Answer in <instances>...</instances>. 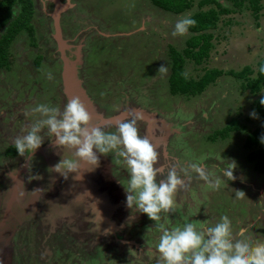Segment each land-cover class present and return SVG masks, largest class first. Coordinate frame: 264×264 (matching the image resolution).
Here are the masks:
<instances>
[{
  "label": "rangeland",
  "instance_id": "1",
  "mask_svg": "<svg viewBox=\"0 0 264 264\" xmlns=\"http://www.w3.org/2000/svg\"><path fill=\"white\" fill-rule=\"evenodd\" d=\"M32 1L35 46L30 45L23 31L11 44L9 69H0V264H163L157 248L162 233L156 224L169 230L186 220L207 221L211 226L225 214L230 217L234 235L240 227H248L253 241L264 242V174L247 161L249 151L244 148L247 135L261 124L250 114L260 95H251L238 80L226 75L201 95L189 98L171 95L168 81L169 47L181 51L190 37V33L173 36L175 22L183 15L216 9V3L233 13L220 16L210 31L214 40L209 59L202 66L186 60L184 74L198 80L204 70L240 71L244 66L256 70L264 58V0L256 20L247 2L235 9L229 0L206 2L203 7H199L203 0H192L193 7L181 14L162 10L150 0H52L55 5L48 0ZM57 3L70 6L60 15L61 33L51 17ZM4 32L2 29L0 35ZM58 47L71 49L60 53ZM63 59L77 69V80L95 116L106 120L126 113V120L136 121L140 135L159 153L158 166L164 167V174L173 165L196 163L206 165L216 178L218 167H224L229 163L225 159L231 158L237 162V179L225 184L220 177V186L212 188L191 168L184 167L181 175L191 179L178 189L174 208L161 212L158 222L140 213L134 222H128L124 217L118 219L113 210V220L98 227L85 215H75L79 205L99 202L91 192L88 202L83 196L65 191L75 174L65 179L49 170L62 156L72 158L73 153L56 149L46 129L42 132L45 141L35 152L42 156L41 160L36 156L38 164L34 154L31 158L5 154L7 148L15 146V139L25 135L40 118L33 111L37 105L49 104L63 110L67 103L62 93ZM161 65L167 66V72H158ZM233 118L244 125V131L210 141V136ZM98 122L92 119L91 125L105 131H114L117 126H99ZM105 158L117 163L116 168L111 167L115 168L113 177L126 186L128 169L123 158L113 153ZM83 170L85 175L97 177ZM75 179L83 189L79 193L85 196L88 187L84 176ZM117 187L116 179L112 188L101 186L103 193L99 195L105 205L111 201L107 190ZM237 189H242V194ZM5 192L8 197L2 195ZM112 193L116 195L112 191L111 197ZM122 193L125 196L124 189ZM55 198L58 204L53 202ZM117 201L111 205H119ZM19 221L21 224H17ZM61 221L69 224H59Z\"/></svg>",
  "mask_w": 264,
  "mask_h": 264
},
{
  "label": "clouds",
  "instance_id": "2",
  "mask_svg": "<svg viewBox=\"0 0 264 264\" xmlns=\"http://www.w3.org/2000/svg\"><path fill=\"white\" fill-rule=\"evenodd\" d=\"M59 6L57 3V8ZM64 6L67 9L68 5ZM196 23L191 15H183L175 22L172 35L184 36ZM261 71H264V67ZM158 72H167V66L161 65ZM62 73L63 69L61 77ZM262 92L258 95L261 102H264ZM33 111L39 113L40 118L25 135L14 141L19 155L31 158L44 143L42 132L46 129L56 149H67L73 153L72 158L62 156L49 169L65 179L69 174H75L76 177L80 172V162L88 166L87 171H93L100 166L101 156L113 153L115 157L123 158L128 169L126 186H122L125 206L130 210L128 222L135 220L137 213L158 222L161 220V212L171 211L176 192L186 186V179H191V176L181 175L184 167L191 168L200 180L212 188L220 186V177L224 178L225 184L237 179L234 171L237 162L231 158L225 159L229 163L224 167H218L219 176L216 178H212L206 165L196 163L183 167L173 165L164 174V167L158 166L159 153L148 139L140 135L135 120L120 122L114 131L90 126L91 117L79 98L70 99L62 111L49 104H39ZM250 114L256 115L255 110H251ZM259 136L264 140V131ZM239 178L243 180V177ZM237 190L242 194V189ZM133 208L136 209L135 213L132 212ZM155 227L162 233L157 248L163 264H264V242L253 241L248 227H240L234 235L230 217L226 214L211 226L207 221L186 220L183 225L171 230L163 224H156Z\"/></svg>",
  "mask_w": 264,
  "mask_h": 264
},
{
  "label": "trees",
  "instance_id": "3",
  "mask_svg": "<svg viewBox=\"0 0 264 264\" xmlns=\"http://www.w3.org/2000/svg\"><path fill=\"white\" fill-rule=\"evenodd\" d=\"M156 7L181 14L193 7L192 0H150ZM232 6L237 9L241 8L246 2L250 8L253 18H259L262 10V0H229ZM216 3L214 0L200 1L199 7L205 3ZM216 9L210 8L206 11H197L192 17L197 21L194 27L189 29L190 37L185 42L183 50L179 51L174 47H169L168 55L170 58V75L169 91L173 96L196 97L201 95L205 90L222 76L238 80L243 90L248 91L251 95L260 94L264 89V58L257 64L254 70L251 66H244L240 71H222L218 69L204 70L203 75L198 80L190 79L184 74L186 60L192 61L196 66H202L210 57L213 48L212 40L214 36L210 33L215 29L216 23L220 16L230 15L233 13L230 8H223L216 3ZM34 15V4L32 0H0V31L5 29L0 35V69L10 67L11 62V44L15 38L24 31L27 33L30 45L35 46V31L32 24ZM256 115L253 117L260 121L259 127L255 128L247 135L244 148L248 150L247 161L253 165V168L259 173L264 174V140L260 139L259 133L264 131V102L258 99L254 108ZM244 125H241L235 118L222 129L214 132L210 136V141L214 142L217 137L224 140L231 133L244 131ZM7 156L18 155L15 146H10L5 150Z\"/></svg>",
  "mask_w": 264,
  "mask_h": 264
},
{
  "label": "flooded vegetation",
  "instance_id": "4",
  "mask_svg": "<svg viewBox=\"0 0 264 264\" xmlns=\"http://www.w3.org/2000/svg\"><path fill=\"white\" fill-rule=\"evenodd\" d=\"M48 1L50 3H52L53 5H55V2H53L52 0H48ZM69 7L70 6H68L67 8H69ZM56 8H57V6H56ZM54 10H55V8H54ZM65 11H67V9H65ZM65 11L63 10L62 12H60L58 18H55L54 17L56 11H53L54 14H53V16H51L52 17V20H53V23L55 25V28L56 27L59 28V30H58L59 33H61V28L59 26L60 25V20H61L60 19V15H61V13H65ZM56 23H57V26H56ZM61 48L62 47H60V48L58 47V51H60V53H62L61 52ZM69 49H71V48L70 47H67V48L64 47V48H62V50H66V51H69ZM71 65L73 66V64H71ZM74 72L76 73V71H74ZM76 78H77V76H76ZM61 79H62V77H61ZM78 82L80 83L79 80H78ZM62 83H63V80H62ZM62 93L66 97V102H68L69 99L67 98L64 89H62ZM126 119H128V118L125 117L121 122H123ZM119 123H115V124L110 123V124H108L106 126H116ZM41 157H42L41 155L38 156V158L40 160L42 159ZM27 160L29 161V158H27ZM100 160L102 161V164H103L102 166H100V170H97L99 168L98 167L95 170L90 171L94 175H96L97 177H94L91 174H90L91 176L90 175H87V174L86 175L84 174V181L86 183V186L88 187L85 190V196L83 194H80L81 193V190H83V189H81V186L78 185V182H77L78 180H76L74 177H71L70 181L68 182V185H66L64 187L65 191L68 194L71 193L73 196H83V197H85V199L88 202H90V200H89V196L87 197V195L90 194V192H91V194L95 198V201L97 200V202H99V204L98 205H79V209L78 210H76V209H75L76 211L74 209L73 210L76 212L75 215H79L80 216L82 214L83 217L85 215V218H86L87 221L92 220L94 224L98 225V227H100L102 225H105V224H108L110 222V220L111 221L113 220V219H111V214H113V210L117 211V214L116 215L119 216L118 219H122L123 220V217H124L125 219L128 220L129 215H130V214H127L128 211H127V208L125 206V196L122 193L123 187L120 185V182H119L118 178H114L113 177L114 176L113 172H114V169L116 168L115 166L117 165V163L111 162L110 160H107L103 156L100 157ZM35 163H39L37 161V157H35ZM36 167L38 168V165ZM111 167H115V168H111ZM77 175H79V173H77ZM81 178H83V177L81 176ZM115 179L117 180V186L118 187L116 189L113 188V190H107L108 191V195L107 196H109V199H111V201H108V203L106 202V205H105V202H103L101 200L102 198H100V195H99V194L103 193L102 192L103 189L101 190V186L104 187V189L112 188V185H113ZM119 187L121 188V191L119 190ZM78 188H79V190L76 191V189H78ZM112 191L113 192H116V195H113V193H112V197H111V192ZM87 192H88V194L86 195ZM116 201L119 203V205H111V202H112V204H116ZM121 201H124V202H122V204H121ZM133 210L136 211L135 208L132 209V212H135ZM4 215H5V213L3 214V217H4ZM85 218H83V220ZM26 220L28 221V219H26ZM27 221L24 222V223L27 224ZM131 222H134V220L131 221ZM66 223L69 224V222H66ZM112 223H114V221ZM17 224H21L20 221ZM79 226H81V225H79ZM122 227L124 229H126L125 224H122ZM123 228H122V231H124ZM93 229L95 230V227H93ZM26 231L28 233V229ZM0 233H1V231H0ZM1 237L2 236L0 235V238ZM78 241H80V240H78Z\"/></svg>",
  "mask_w": 264,
  "mask_h": 264
},
{
  "label": "water",
  "instance_id": "5",
  "mask_svg": "<svg viewBox=\"0 0 264 264\" xmlns=\"http://www.w3.org/2000/svg\"><path fill=\"white\" fill-rule=\"evenodd\" d=\"M64 9H66V6H63V7L59 6L57 8L56 13H55L54 16H56V18H58L59 17V13L62 12ZM56 26H57V23H56ZM59 45L61 46L62 43L59 42ZM62 48H61V50H62ZM70 70L73 71V68L70 69ZM72 71H70L71 75L69 74V76L70 77L72 76V78H73V74H74V76H77V73H75L74 71H73L74 73H72ZM62 80H63V89H64L65 94H66V96H67V98L69 100L72 99V98H74V97L79 98V100L82 97V99L85 100V101L84 100L81 101V103L84 105V107L86 108V110L88 111V113H89V115L91 117L90 124H91L92 119H98L99 120V122H98L99 126H105V125H108L110 123L115 124V123L121 122L125 117L128 116V114H120L118 116H115L113 118L106 119V120H104L102 117L100 118L99 116H95L94 113H93L92 107L89 105V103H88V101L86 99V96L84 95L83 89H81V84L77 80L74 79L77 82H75V81L72 82V83L71 82H68V85H67V82L64 80V69H63V73H62ZM90 126H92V125H90ZM93 127H95V126H93ZM83 172H84V170H83V168H81V171L79 172L78 178H80L81 176H83V174H84ZM87 194L88 193H86V195ZM11 196H13V195H11ZM12 198L13 197L10 198L9 203L7 205H10L11 204V202L13 200ZM7 216L8 215H7V212H6L5 215H4V218H7Z\"/></svg>",
  "mask_w": 264,
  "mask_h": 264
},
{
  "label": "bare ground",
  "instance_id": "6",
  "mask_svg": "<svg viewBox=\"0 0 264 264\" xmlns=\"http://www.w3.org/2000/svg\"><path fill=\"white\" fill-rule=\"evenodd\" d=\"M55 18H56V16H54ZM73 68V71H76V69H75V67H73L69 62H65L64 63V65H63V69H64V80L67 82V85H68V82H74L75 80H77V78H76V76H74V74H73V78H72V76L70 77L69 76V74L71 75V73H70V71H72V70H70V69H72ZM72 71V73H74ZM75 79V80H74ZM78 81V80H77ZM77 81H75V82H77ZM79 89V88H78ZM81 168H85V169H88V166L85 164V163H81ZM84 176V175H83ZM82 176V177H83Z\"/></svg>",
  "mask_w": 264,
  "mask_h": 264
},
{
  "label": "crops",
  "instance_id": "7",
  "mask_svg": "<svg viewBox=\"0 0 264 264\" xmlns=\"http://www.w3.org/2000/svg\"><path fill=\"white\" fill-rule=\"evenodd\" d=\"M36 156H38V154H35L34 153V157H36ZM40 156V155H39ZM30 159V158H29ZM38 164V163H37ZM72 177H74V176H72ZM53 184H55L56 185V183H53ZM1 192V191H0ZM7 194V192H5V193H3L2 195L3 196H5ZM57 194L58 195H60V193L59 192H57ZM7 196V195H6ZM8 197V196H7ZM7 200H9V198H7ZM53 200V202H57V199L55 198V199H52ZM1 204H3V203H1ZM57 204H58V202H57ZM4 205V204H3ZM51 205H53V203H51ZM46 206V205H45ZM41 211H44V209L43 210H41ZM18 217V216H17ZM16 216L14 217V219H16L17 218ZM45 219H46V221L48 220V217H45ZM42 221L44 222V220L42 219ZM58 221V220H57ZM66 222H68V221H66ZM66 222H64V221H61L59 224H62V223H66ZM58 222H56L55 221V223L54 224H57Z\"/></svg>",
  "mask_w": 264,
  "mask_h": 264
}]
</instances>
